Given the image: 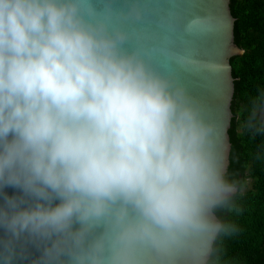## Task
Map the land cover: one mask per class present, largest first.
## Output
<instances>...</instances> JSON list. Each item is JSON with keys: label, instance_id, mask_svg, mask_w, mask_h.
<instances>
[{"label": "clouds", "instance_id": "clouds-1", "mask_svg": "<svg viewBox=\"0 0 264 264\" xmlns=\"http://www.w3.org/2000/svg\"><path fill=\"white\" fill-rule=\"evenodd\" d=\"M149 11L0 0V264H228L247 181L138 35ZM242 128L264 137V90Z\"/></svg>", "mask_w": 264, "mask_h": 264}, {"label": "water", "instance_id": "water-1", "mask_svg": "<svg viewBox=\"0 0 264 264\" xmlns=\"http://www.w3.org/2000/svg\"><path fill=\"white\" fill-rule=\"evenodd\" d=\"M149 8L145 19L134 23V28L218 123L230 166L229 129L236 90L231 58L244 53L235 42L231 0H149Z\"/></svg>", "mask_w": 264, "mask_h": 264}, {"label": "trees", "instance_id": "trees-1", "mask_svg": "<svg viewBox=\"0 0 264 264\" xmlns=\"http://www.w3.org/2000/svg\"><path fill=\"white\" fill-rule=\"evenodd\" d=\"M235 42L244 53L233 56L234 117L229 134L232 148L229 170L247 181L242 198V231L222 242L228 264H264V137L242 128L247 110L264 90V0H231Z\"/></svg>", "mask_w": 264, "mask_h": 264}]
</instances>
